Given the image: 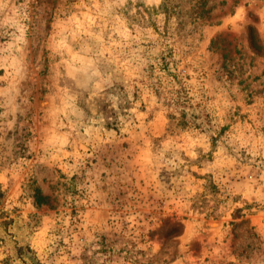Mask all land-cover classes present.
I'll return each instance as SVG.
<instances>
[{
	"label": "rangeland",
	"instance_id": "1",
	"mask_svg": "<svg viewBox=\"0 0 264 264\" xmlns=\"http://www.w3.org/2000/svg\"><path fill=\"white\" fill-rule=\"evenodd\" d=\"M162 1L0 0V262L264 264V0Z\"/></svg>",
	"mask_w": 264,
	"mask_h": 264
},
{
	"label": "trees",
	"instance_id": "2",
	"mask_svg": "<svg viewBox=\"0 0 264 264\" xmlns=\"http://www.w3.org/2000/svg\"><path fill=\"white\" fill-rule=\"evenodd\" d=\"M157 10L159 12H161L162 14H164L165 17V21L169 22L171 20V18L173 17L174 14H176L177 10H176V6L174 4V0H163L162 3L158 6ZM109 117H106L105 119L107 120V124H114V121H110L108 119ZM184 120V119H183ZM184 122V121H183ZM4 197V191L1 189L0 186V202L2 200V198ZM32 197H33V201H34V205L36 206H41L43 204H47L48 203V196L42 194L41 189L34 185L32 187ZM10 221H5V223H9ZM18 251L22 250V247H17ZM0 264H9V259H3Z\"/></svg>",
	"mask_w": 264,
	"mask_h": 264
}]
</instances>
